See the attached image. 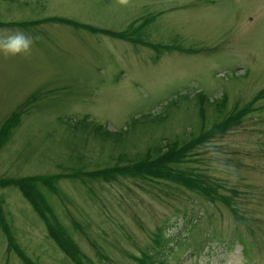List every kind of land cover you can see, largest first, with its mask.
I'll list each match as a JSON object with an SVG mask.
<instances>
[{"label":"rangeland","instance_id":"374dc122","mask_svg":"<svg viewBox=\"0 0 264 264\" xmlns=\"http://www.w3.org/2000/svg\"><path fill=\"white\" fill-rule=\"evenodd\" d=\"M136 23L130 40L145 42L121 39ZM5 30L39 39L29 57L0 55V123L28 108L0 138V179L56 175V191L38 189L82 264H264V0H0ZM247 103L170 165L213 197L147 172L157 145ZM142 155V171L122 170ZM113 163L107 177L82 172ZM15 186L0 184L16 245L0 229V264H25L17 248L31 264H76Z\"/></svg>","mask_w":264,"mask_h":264},{"label":"trees","instance_id":"16d2710c","mask_svg":"<svg viewBox=\"0 0 264 264\" xmlns=\"http://www.w3.org/2000/svg\"><path fill=\"white\" fill-rule=\"evenodd\" d=\"M52 19V18H49ZM55 20H64V23H67V21H73L75 23H78L80 25L71 23L74 26H82V23L77 22L75 20H70V19H55ZM25 22L26 21H19L16 22V24L21 25V26H25ZM40 22V21H38ZM137 23L135 25H132V29L129 33V37H123L121 39L127 40L129 42H139V43H144V40H140V39H136L133 38L132 40H130V35L133 32V30H135L137 28ZM97 30L102 31V32H106V33H111L113 35H117V36H123L124 34L120 33V32H109L108 30L104 29V28H99L94 26ZM85 28V27H83ZM90 30H93V27H87ZM153 47L157 48L156 45H152ZM162 47V46H161ZM259 92V91H258ZM261 92L254 94L257 96H260ZM186 98L187 95L185 94H180V97ZM192 97H194V99H196L197 104H198V113L200 115H202L203 113V104L207 102V100L205 99L206 97L204 96L203 93H199L197 92V94L192 95ZM224 98L222 97L221 100H223ZM27 100V99H26ZM25 100V103L28 104ZM249 102V101H248ZM22 103V102H21ZM23 103L25 106L26 104ZM208 103V102H207ZM249 103H247L245 105V107H240L237 108L234 112V114H231V119H227L224 121H219L218 123H215L211 126V128H209L208 130H201L197 133H195L194 135H191L189 137V139L185 140L184 142H180V145H176V141H174L173 143L168 144L167 141L163 142V147L160 145H157V150L155 149V151L153 150L152 152H149L151 157L154 156V154L156 155L155 157H153L152 159H154L152 162L148 163L153 170L152 171H147L150 172L152 175L155 176H161V177H170L173 179H177L182 181L183 183H185L188 186H192V187H197L198 189H200V191L202 193H205L208 197H213V193L210 189V187L208 186V182H205V185L202 184H198L193 178H186V177H182L184 175L179 174L174 172L171 169V164H173L174 162L178 161V158L181 157V153L188 149L191 148L192 146H194L196 143H198L199 141H204L206 138H208L209 135H213L216 134V132H219L220 130H222L224 128L225 125L229 124V123H233L235 122L234 120H236V117H239V115L244 111V109L247 107ZM27 107L24 109L22 108V110L19 111H12L11 114H9V116L2 120V122L0 123V138L5 139L6 138V134H8L19 122L21 115L27 111ZM233 117V119H232ZM102 127L101 124H95L93 125L94 131L93 132H97L99 133V136L102 137L103 133L102 130H97L100 129ZM208 131V132H207ZM113 134V133H112ZM105 136H108L107 134H105ZM122 156V155H121ZM146 156V155H145ZM121 158V157H120ZM117 165L116 163H113L112 166L111 165H107L104 167H101L97 170L91 169V170H84L82 171L84 173L85 176H92V177H97V175L99 176H103V177H107V174H109L110 171H115L119 169V166H115ZM145 165V161H144V157L143 155L141 156V158L135 160V162L133 163H129L127 161H125L123 164H121V168L123 171H129V172H140L142 171L144 168L143 166ZM111 175L113 174L112 172H110ZM182 175V176H180ZM98 176V177H99ZM56 175H26L23 177H3L2 179H0V184H12V185H16L15 187H17V189L23 194V196H25V198L28 199V201L30 202V204L32 205V207L34 208V210L36 211V213L38 214V216L40 217V219L45 223V227L47 229V233H48V237H50L52 239L53 242H55L61 249L62 251L76 264H82L81 263V254L80 251H78V249H76L75 244L71 241V238L69 237V235H67L65 228L63 226L60 225L59 221L56 220L54 218V215L50 209V206L48 205L47 201L45 200V197L43 195V193L41 192L39 188V186L43 187L44 189L53 192L56 191L57 188V184H56ZM0 203H1V199H0ZM234 209L231 207V210ZM0 229L2 231V233L5 234V236L8 238V242L12 243V245H15V241L14 239H12L13 237H11L12 235L10 234V229L7 226V222L5 221L2 211L0 209ZM75 246V247H74ZM21 249V248H20ZM19 248L16 249V253L18 255V257H20L23 262L25 264H31V259L22 251V249L20 250ZM140 259H143L142 257H140Z\"/></svg>","mask_w":264,"mask_h":264},{"label":"clouds","instance_id":"9594fccd","mask_svg":"<svg viewBox=\"0 0 264 264\" xmlns=\"http://www.w3.org/2000/svg\"><path fill=\"white\" fill-rule=\"evenodd\" d=\"M117 3L123 6L129 4V0H117ZM38 36H30L20 30L0 31V55L5 58L22 55L29 57L31 55L32 46ZM210 154L215 155L216 146L209 144L206 146Z\"/></svg>","mask_w":264,"mask_h":264}]
</instances>
